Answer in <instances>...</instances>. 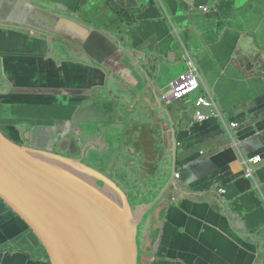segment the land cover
Instances as JSON below:
<instances>
[{
  "label": "crops",
  "instance_id": "crops-1",
  "mask_svg": "<svg viewBox=\"0 0 264 264\" xmlns=\"http://www.w3.org/2000/svg\"><path fill=\"white\" fill-rule=\"evenodd\" d=\"M200 93L240 126L198 121ZM0 127L145 204L139 264H264V0H0ZM0 264H51L1 198Z\"/></svg>",
  "mask_w": 264,
  "mask_h": 264
},
{
  "label": "water",
  "instance_id": "water-1",
  "mask_svg": "<svg viewBox=\"0 0 264 264\" xmlns=\"http://www.w3.org/2000/svg\"><path fill=\"white\" fill-rule=\"evenodd\" d=\"M0 198L51 264H139L145 204L85 159L20 144L0 127Z\"/></svg>",
  "mask_w": 264,
  "mask_h": 264
},
{
  "label": "built area",
  "instance_id": "built-area-1",
  "mask_svg": "<svg viewBox=\"0 0 264 264\" xmlns=\"http://www.w3.org/2000/svg\"><path fill=\"white\" fill-rule=\"evenodd\" d=\"M201 9L205 11H210L211 8L209 6H201ZM192 60V68L187 71L185 74L177 78L172 83L171 92L165 96V100L167 102H174L178 99H183L184 97L196 93L201 87V77L198 70V67ZM197 111H196V119L198 121H205L211 117L221 118L226 125H231L233 127L240 126L239 122L229 123L225 117L224 113L221 111L219 107V103L215 95L211 93L207 94H199L196 100ZM208 108V111L206 110ZM264 160L262 155H255L246 159V176L251 177L255 174V165L261 163ZM180 175V173H178ZM225 191V190H223Z\"/></svg>",
  "mask_w": 264,
  "mask_h": 264
},
{
  "label": "rangeland",
  "instance_id": "rangeland-1",
  "mask_svg": "<svg viewBox=\"0 0 264 264\" xmlns=\"http://www.w3.org/2000/svg\"><path fill=\"white\" fill-rule=\"evenodd\" d=\"M86 161H87V160H86ZM118 176H119V175H118ZM132 201H133V202H135V200H134V199H133ZM135 203H136V202H135ZM135 203H134V204H135ZM135 205H137V204H135ZM140 232H141V231H140ZM139 241H140V239H139Z\"/></svg>",
  "mask_w": 264,
  "mask_h": 264
}]
</instances>
